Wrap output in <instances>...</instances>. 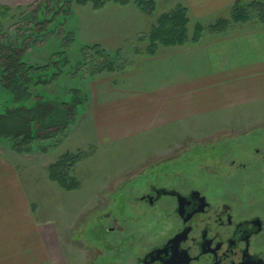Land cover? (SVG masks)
<instances>
[{
  "label": "rangeland",
  "instance_id": "obj_1",
  "mask_svg": "<svg viewBox=\"0 0 264 264\" xmlns=\"http://www.w3.org/2000/svg\"><path fill=\"white\" fill-rule=\"evenodd\" d=\"M57 1L62 0L55 3ZM49 2L53 0H0V6L12 9L14 15L12 22L5 23L7 45L22 49L28 66L50 65L46 74L34 78L50 79L60 73L48 85H38L35 81L26 85L31 96L20 102L0 84V114L9 108H31L41 103L52 108L71 106L74 99L80 103L74 112L66 110L67 119L60 122V126L54 125L58 130L50 137H42L45 132L38 130L36 141L26 152H14L9 140L0 139V157L7 158L20 171L37 223L54 229L53 247L62 257L60 264H123L128 249L144 247L146 240L153 239L154 232L165 230L161 215L169 208L163 202L158 212L152 213L135 202L145 184L191 180L220 184V177L215 178L210 171L219 174L224 161L251 157L257 143H264L263 125L254 126L264 120V99L252 105L194 115L135 137L99 145L89 98L92 84L104 80L105 75L92 76L94 66L102 67L103 62L100 58L94 60L90 50L99 46L113 58L121 51L123 56L113 64L115 67L120 66L124 58L134 63L140 57L147 59L144 54H135L145 47V43L138 40H143L154 19L180 2L160 0L150 18L131 2L125 6L106 2L101 8L91 3L71 5L69 15L59 16L45 34H38L41 29L36 26L37 19L49 16L52 10ZM229 8L207 16L192 15L190 11L189 14L208 26L220 17H227ZM263 30L246 28L231 35ZM212 39L214 36L204 34L205 43ZM257 128L261 131L257 132ZM257 133L262 136L255 139ZM66 152L87 156L71 173L80 186L71 192L61 190L48 178V167ZM243 175L247 176V181L241 177L236 182L226 183V188L241 192L244 190L239 185L245 182L249 187L246 201H257L264 206V195H256L257 190L264 193L257 180L252 175Z\"/></svg>",
  "mask_w": 264,
  "mask_h": 264
},
{
  "label": "crops",
  "instance_id": "obj_2",
  "mask_svg": "<svg viewBox=\"0 0 264 264\" xmlns=\"http://www.w3.org/2000/svg\"><path fill=\"white\" fill-rule=\"evenodd\" d=\"M176 1L192 15L207 16L236 0ZM204 40L140 60L117 79L93 83L89 101L97 143L264 99V30ZM53 236L51 226L37 223L17 166L0 157V264H60Z\"/></svg>",
  "mask_w": 264,
  "mask_h": 264
},
{
  "label": "trees",
  "instance_id": "obj_3",
  "mask_svg": "<svg viewBox=\"0 0 264 264\" xmlns=\"http://www.w3.org/2000/svg\"><path fill=\"white\" fill-rule=\"evenodd\" d=\"M159 1L62 0L55 3L56 0H53V2H49V6L52 8L49 11V16L43 20H36V26L41 29L37 33L45 34L48 26L52 25L56 18L69 15L71 5L85 6L91 3L95 8H101L106 2H113L120 6H125L131 2L140 13L150 18L153 17L152 15ZM228 14L227 17H220L214 23L204 26L191 18L188 8L179 3L169 12L154 19L155 22L151 23V27L144 34L143 40H138L145 43L143 51H135V54H139V56L144 54L147 58H152L159 54H164L169 50L198 45L203 40L204 34L219 38L231 35L234 31L236 33L243 32L246 28H249V30L255 27L264 28V0H237L228 9ZM13 20L12 9L0 6V84L4 90L14 96L16 102H20L31 96L26 85L34 81L38 85H48L60 73L52 75L50 79L40 76L36 79L34 78L35 75L46 74L50 70V65L45 67L28 66L24 62L25 52L19 47L7 45L4 41L6 35L4 34L5 23L12 22ZM90 51L93 52L94 60L100 58L103 62L102 67L99 64L94 66L97 70L95 69L92 72L93 77L103 73L105 75L104 78L124 76L130 72L129 70H132L137 61L141 60L140 57L134 63V61L124 58L122 64L115 67L113 64L118 59L121 60L120 56H123L121 51L116 53V58H113L99 46H93ZM79 103V100L74 99L71 106L62 105L58 108H52L45 103L31 108H9L3 114H0V139L9 140L13 144L12 150L14 152H26L36 141L38 130L45 132L42 137H50L58 130L54 125H59L60 122L65 121L67 119L66 113L74 112ZM52 129L54 130L52 131ZM86 157L84 153H64L48 167L49 180L65 192L79 189V182L71 173L75 165Z\"/></svg>",
  "mask_w": 264,
  "mask_h": 264
},
{
  "label": "flooded vegetation",
  "instance_id": "obj_4",
  "mask_svg": "<svg viewBox=\"0 0 264 264\" xmlns=\"http://www.w3.org/2000/svg\"><path fill=\"white\" fill-rule=\"evenodd\" d=\"M261 136L257 133L254 138ZM224 164L219 174L210 171L215 178L220 177V184L209 180L146 183L135 202L151 213L158 212L163 202L169 208L161 215L165 230L154 232L144 247L128 249L123 264H164L171 258L173 264H264V206L246 201L249 187L245 182L239 185L244 190L241 192L226 188V183L241 177L247 181L243 174H248L264 192V143H257L251 157L241 156ZM257 192V197L264 195ZM164 248L166 252L156 262L146 259Z\"/></svg>",
  "mask_w": 264,
  "mask_h": 264
},
{
  "label": "water",
  "instance_id": "obj_5",
  "mask_svg": "<svg viewBox=\"0 0 264 264\" xmlns=\"http://www.w3.org/2000/svg\"><path fill=\"white\" fill-rule=\"evenodd\" d=\"M169 194L172 195V193H169ZM171 243H169V245ZM165 248L164 249L155 250V251L151 252L150 254H148V256H146V259H149L151 263L156 262L157 260H159V256L166 252ZM173 263H175L174 262V258H171V259L167 260L164 264H173ZM176 264H180V263H176Z\"/></svg>",
  "mask_w": 264,
  "mask_h": 264
}]
</instances>
